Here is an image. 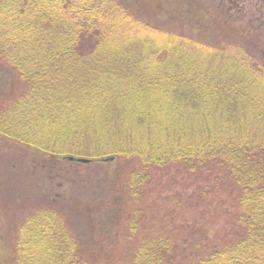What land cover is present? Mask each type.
I'll return each mask as SVG.
<instances>
[{
	"label": "trees",
	"instance_id": "16d2710c",
	"mask_svg": "<svg viewBox=\"0 0 264 264\" xmlns=\"http://www.w3.org/2000/svg\"><path fill=\"white\" fill-rule=\"evenodd\" d=\"M136 4L0 0V147L46 182L20 209L12 262L264 264L263 53L208 39L218 22L182 30ZM175 184L195 186L171 197L183 214L236 190L217 245L142 235L152 195ZM125 196L133 247L117 257Z\"/></svg>",
	"mask_w": 264,
	"mask_h": 264
},
{
	"label": "rangeland",
	"instance_id": "374dc122",
	"mask_svg": "<svg viewBox=\"0 0 264 264\" xmlns=\"http://www.w3.org/2000/svg\"><path fill=\"white\" fill-rule=\"evenodd\" d=\"M138 1L131 0V3H137L136 5H142L149 9V17L155 18L161 23H169L168 26L176 25L175 27L178 26L182 30L186 26L183 27L181 22L188 23V31H191L190 27L196 31L192 23L198 20L206 23L209 21L218 22L221 25L214 28L210 25L211 28H206L205 31L208 35L205 31L203 32L208 39L219 36L220 40L238 41L244 38V41L253 42V45L249 46L257 48L264 56V4L260 0ZM184 3H189V5ZM224 19H229V21L225 23ZM11 146L15 147L12 144ZM13 153L14 151L10 147L7 149L0 147V264H13V257H15L14 232L23 219L19 215L20 209L34 208L43 203V194H45L46 188L43 177L41 175L32 177L19 164ZM38 177L42 182H37L40 180ZM194 187L192 185L184 191L180 184H175L167 187L165 191L162 187L157 189L152 195L153 199L148 202L152 206L150 216L153 220L149 221L146 227L144 226L142 235L148 237L160 232L165 235H174L178 237L177 241L185 243L187 248L195 247L191 252L196 253L217 245V240L225 235L226 229L229 227L230 199L234 197L236 190L229 191V193L228 191L211 193L208 189L210 193L203 196L202 205L197 207L196 211L187 210L188 212L183 214L177 205L170 203L171 197L183 194V192L190 193ZM53 194H55L53 197H59L61 190L55 191ZM129 206L130 203L125 196L120 228L116 236L117 241L113 248L110 250H108L109 247L107 248L106 254L125 257L133 247V244L126 239L124 226ZM169 219L172 220L171 223H169Z\"/></svg>",
	"mask_w": 264,
	"mask_h": 264
},
{
	"label": "water",
	"instance_id": "95a60500",
	"mask_svg": "<svg viewBox=\"0 0 264 264\" xmlns=\"http://www.w3.org/2000/svg\"><path fill=\"white\" fill-rule=\"evenodd\" d=\"M80 162L85 163V162H87V161H86V160H80Z\"/></svg>",
	"mask_w": 264,
	"mask_h": 264
}]
</instances>
